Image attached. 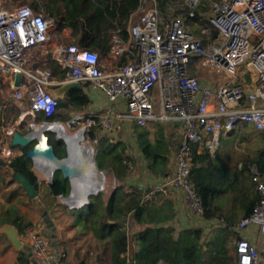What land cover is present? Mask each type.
I'll return each mask as SVG.
<instances>
[{
  "label": "built area",
  "instance_id": "obj_1",
  "mask_svg": "<svg viewBox=\"0 0 264 264\" xmlns=\"http://www.w3.org/2000/svg\"><path fill=\"white\" fill-rule=\"evenodd\" d=\"M198 3V0H189V17H193ZM208 6L209 23L217 32L216 41L210 44L188 32L183 17L164 19L154 6L142 12L136 22H129L126 39L119 30L111 33L110 59L119 63L126 58L125 64L105 72L96 52L74 45L62 49L57 63L65 74L59 85L91 82L107 102H122L128 117L140 128L148 123L179 122L183 128L182 143L174 155V173L166 178L163 186L183 193L188 214L196 220L189 227L210 229L212 224L202 219L200 201L190 183L193 151L195 147L198 152L216 151L221 136L233 134L240 124L251 125L255 131L264 133V0H209ZM53 27L52 19L26 5L13 9L0 6V73L12 90L10 98L17 102L27 98L32 114L46 117L54 116L59 109V101L45 91L47 87L53 88V76L47 69L29 68L26 54L47 43ZM194 60L200 67L222 72L229 79L235 78L244 66L252 79L247 84L221 86L215 99L213 93L190 74ZM16 73L21 74V82L18 88H13ZM156 88L158 106L152 96ZM244 101L249 103L248 110L242 108ZM71 124L77 126L83 139L86 134L87 140L89 129L96 126L89 117H76ZM31 126L43 129L63 127L58 122H33ZM113 126L111 118L103 122L107 131ZM87 140L84 139L86 144ZM88 147L91 149L90 145ZM67 156L69 158V149ZM35 170L47 184L52 182L50 172ZM252 182L259 201L236 231L252 228L262 241L253 242L240 237L236 242L233 264H264V176L253 171ZM163 186L146 193L143 200L151 201ZM70 192L73 195V183ZM98 192L88 195V199ZM88 204L89 201L84 199L79 205ZM27 235L36 261L50 264L54 254L48 241L31 230Z\"/></svg>",
  "mask_w": 264,
  "mask_h": 264
},
{
  "label": "trees",
  "instance_id": "obj_2",
  "mask_svg": "<svg viewBox=\"0 0 264 264\" xmlns=\"http://www.w3.org/2000/svg\"><path fill=\"white\" fill-rule=\"evenodd\" d=\"M144 1L146 0H25L23 5L32 8L36 13L42 11L45 17L52 19L56 34L69 28L73 43L77 46L102 49L106 42L110 41L113 31L103 32L90 26H106L104 20L107 18L103 16V12H108V18L111 12L114 24L107 21V26L121 27L118 30L126 39L129 21L133 15L135 18ZM153 1L164 19L168 16L169 8L176 2ZM204 10V7L195 9L193 17H189L188 8L178 14L185 19L188 31L201 34L202 30H206L208 34L200 36L204 38L205 44H210L216 41L217 32L203 16ZM107 49L109 50L110 46ZM125 63L126 58H123L120 65ZM47 67L57 81H64L65 74L56 62H48ZM6 88L7 94L2 95L1 102L3 104L6 100L9 108L7 120L13 123L16 117H12V111L17 110L19 113L21 109L17 103L9 101L12 90L9 84ZM89 103L83 87H79L65 94L64 99L59 101V108L67 113L75 112L86 116ZM55 118L36 114V121L54 123ZM70 118L71 115L67 114L59 117L63 122ZM96 122V126L89 129V138L102 144L101 150L94 156L96 165L99 166L97 168L100 171H111L115 179L123 185L114 188L108 196L102 193L90 196L89 204L80 209L62 207V210L67 212L69 227L76 241H87L84 244L86 250L84 251L83 246L74 250L73 260L67 264H233L236 242L239 240L236 229L244 218L252 214L259 201L255 184L252 182V173L257 171L264 176V133L253 128L238 131L242 135V141L250 142L242 152L238 164H234L230 157L224 158L218 154L212 156L207 150L198 152L197 148H194L190 183L199 198L202 219L210 223L217 221L219 224L218 230L212 233L213 236L211 233L207 236L203 227L177 230L176 227L169 226L168 223L175 217V211L171 200L161 193H156L151 201L143 200L148 189L128 182L133 158L130 157L127 145L123 142H107V138L100 134V121L97 119ZM246 131H249V134L245 135ZM136 134L142 162H147L146 169L161 175L158 162H166V158L161 154L170 153V148L165 143V133L158 132L154 142L147 139V132L137 131ZM234 135L229 134L228 137L234 138ZM50 139L49 144L56 156L60 159L66 158L63 142ZM25 151L20 149V154L9 165L8 175L3 176L9 179L6 185H11L15 183L14 175H23L38 191L43 184L31 170L32 163L26 158ZM143 164L138 168L144 167ZM70 190L69 180L64 179L60 172L54 173L52 182L44 185V193L52 202L61 196L68 197ZM11 213L15 214L14 207L8 208L3 215L9 216ZM22 222L16 212L11 224L19 233L29 230L32 226L31 223L22 225ZM46 236L50 238L47 233ZM63 262H66L64 257Z\"/></svg>",
  "mask_w": 264,
  "mask_h": 264
},
{
  "label": "crops",
  "instance_id": "obj_3",
  "mask_svg": "<svg viewBox=\"0 0 264 264\" xmlns=\"http://www.w3.org/2000/svg\"><path fill=\"white\" fill-rule=\"evenodd\" d=\"M110 11L111 9L109 8V12ZM39 13H42L43 15H45L42 11ZM107 13L108 12H105V13L103 12V16L107 18V20L106 19L104 20V24L106 26H90V28L100 29V30H103V32H112L118 29L120 30L121 27L119 26H107V21H109V23L111 24H114L113 18L111 16L112 13L110 12L109 18H108ZM209 16H210V9H209ZM133 17L134 15L132 16V19L130 21L134 19ZM54 29L55 27H53L51 31L49 32V41L47 43H45L41 48L32 49L29 52H27L26 54L27 64L29 68L36 67L39 69H45L43 67L48 62L53 61L57 63V59L61 56V51L63 48L67 46H73V45L77 46L75 43H73L74 39L70 36L71 30L69 28H65L61 33H58V34L54 32ZM192 34L199 36L197 33H192ZM201 35H204V36L207 35V31L202 30ZM199 37L204 39L202 36H199ZM109 46H110V41L106 42V45L102 49H98L95 47L94 48L93 47H83L82 48L79 46L77 47L80 49L96 52L101 59V62L103 64V69L105 70V72H111L117 65H120V62L116 63L110 59V55H109L110 49L109 50L107 49L109 48ZM202 69L203 67H200L198 62L195 61L191 64L190 74L197 77L200 85L204 88L209 89L213 93L215 99H216V92L221 86L233 85L232 81L234 78L229 79L226 76H224L226 79H224L222 82H218L214 80L212 73L211 75H206V72ZM208 71L213 72L214 70H208ZM214 72L216 74L220 73L216 71ZM209 77L211 79L206 80ZM249 82L242 81V84H247ZM52 83L54 84L53 85L54 87V86H58L60 82L57 81L53 77ZM7 84H9L7 79L0 73V229L4 225H10L14 227L11 224V222L15 218L16 212H17V215L23 221L22 225L26 223H31V224L33 223L32 222V220L34 219L33 215H29L27 216V218L24 217L25 212H24V206L22 203V192L24 190L21 188V186L16 181L15 183H12L11 185H6L9 179H5L3 175H8L7 170L9 168L10 163L15 159L17 155H19L15 148H12L10 145H8L11 134L15 131L19 132L20 134L27 133L30 129V124L32 122H38V123L45 122L46 123V121H36V115L32 114L31 106L28 109L21 110L19 113H17V110L12 111V117H16V120L13 123L7 120L8 118L7 111H9V108L7 106L6 100H5V103L3 104L1 102L2 95L5 96L7 94V88H6ZM80 87H83L84 93L88 96L90 100V103L88 106V114L85 116L83 114H79L75 112L67 113V111H65L64 109L59 108L57 113L54 115L56 117L54 122H58L62 124L63 121L60 120L59 117H63L66 114L71 115V118L70 120H67L64 122L73 121L76 117H81V118L89 117L93 119L96 124H97L96 122L97 119L100 121L101 129H102V133L100 134L105 136L107 138V142L109 143H112V144L117 143V142L125 143L127 139L129 140L131 138V135L133 136L135 135L136 140H137L136 133L137 131L138 132L143 131V128L138 127L136 123L128 117L126 108L122 102H117L114 104L107 102L105 97L100 92H98L97 90L93 88L91 82H87L83 85H80ZM152 96L154 98V103L158 106L159 92L157 88L152 91ZM9 101H10V98H9ZM11 103H17V106L19 104V102L17 101H14ZM242 108L248 110L250 108L249 103L247 101H244L242 104ZM104 112L106 115L102 119L104 118L106 119V117L111 118L112 120L113 118L117 119V122L115 121L113 122L114 124L113 128L114 129L115 127L118 128L113 138H111L113 134H107L113 131L111 130L107 131L103 128V123H102L103 120L101 119V115ZM119 116H122V117L119 118ZM150 124L152 126L153 124L164 126V129H165L164 133H165V139H166L165 143L170 148V152L171 150L176 152V150L182 143V136H183V128L180 126L179 122L165 121V122L148 123L147 125L149 126ZM251 128H253L251 125L240 124L237 126L235 132L232 135H234L236 131H240L241 129L248 130ZM228 136L229 134L227 135V137ZM88 137H89V133H88ZM65 150H66V147H65ZM66 155H67V151H66ZM32 166H33V169H35V166L33 164ZM103 171H101L102 174L105 173V171L104 172ZM111 174H112V178L116 180L114 177V174L112 172ZM107 175H109V172ZM148 179H149L148 187L144 188V189H148L147 193H149L155 187L163 186V184L166 181V178L162 179V176L157 175L155 173H151V175L148 176ZM114 188L116 187H113L112 190ZM157 193H161L165 198L171 200L172 202V206L175 211V217L170 223H168L169 226L172 225L176 227L177 230H180V229L189 227V224L195 223L196 220L194 218H191L188 214L187 207L184 202L183 193H181L179 190L173 187H170V186H163L162 191L157 192ZM10 207L15 208V214L11 213L9 216H4L3 215L4 212ZM35 217L38 219V215ZM4 221H6V223H4ZM211 224L212 226H214L213 228L215 229V231L218 230L219 224L217 223V221H213ZM46 227H49L48 224H46ZM14 228L17 230L16 227ZM27 232L28 230L22 231V233H19L18 231V240L21 242V247L19 250L14 248V246L11 244V242L9 241L6 235L0 233V264H40L39 262L36 261L33 255L31 241L29 239V236L27 235ZM237 237H239V239L240 237H242V238L248 239L253 242L262 241V237L257 235L255 230L252 228L243 229V230H240V232L237 231ZM49 239H51V236ZM49 244L51 245V248L54 254V260L51 261L50 264H67V262L68 263L72 262L73 250H71L68 247H64V245L61 244L60 241L54 240L53 238ZM63 257L66 259L65 263L63 262ZM235 261H236V254H235Z\"/></svg>",
  "mask_w": 264,
  "mask_h": 264
},
{
  "label": "rangeland",
  "instance_id": "obj_4",
  "mask_svg": "<svg viewBox=\"0 0 264 264\" xmlns=\"http://www.w3.org/2000/svg\"><path fill=\"white\" fill-rule=\"evenodd\" d=\"M24 1L25 0H0V6H2L5 9H13L17 6L25 4ZM198 2L199 3H198V6L196 9L198 10L200 7H204L205 10L203 12V16H205L208 19V17H209V7H208L209 0H198ZM188 5H189V0H176V2L169 8L168 16L166 17V19L169 20V19L174 18V17L182 16L181 14H178V13L184 12L185 9L188 8ZM153 6H154L153 0H146L144 2V4L142 5L141 11H139L135 15L133 22H136L138 20V18L142 15V12L149 10ZM176 13H177V15H176ZM208 21H209V19H208ZM198 35L200 36L201 34H198ZM193 62H195V60ZM43 68L51 71L50 68L47 67V64ZM202 70H204L206 72V75H211V73H212V76H213L215 81L222 82L224 79H226L224 77L225 75L222 72L219 74H216L214 71L213 72L208 71V70H211L208 68H203ZM210 79L211 78L209 77L206 80H210ZM250 79H252V75L250 74V72H248L246 70V67L243 66L238 71V74L235 76V78L233 79L232 82H233V84H242V81L249 82ZM30 106H31L30 100H28L27 98L20 101L18 104V107L21 110L28 109ZM105 115L106 114L104 112L101 115V119ZM106 119H107V117H106ZM106 119L105 118L102 119L103 120L102 123ZM112 121L117 122V119L113 118ZM35 123L38 124V122H35ZM61 125L71 135H76L78 133L77 132L78 131L77 126L72 125L71 121L62 122ZM68 125L70 127H68ZM150 125L149 126L147 125L145 128H143V131L145 133L147 132V134H148L147 139L150 142H154L156 139V134L158 132H161V131L165 132V129H164V126H161V125H157V124H153V126L152 125L150 126ZM113 129H111V131H113V132L107 133V134H113L111 136V138H113L114 134L118 130V128H116V127L114 130ZM105 130H107V129H105ZM75 132H77V133H75ZM236 132L237 133L234 135V138H230L227 136H221L217 150L214 152H211V155L214 156V155L218 154V156H222L224 158L230 157L234 164H238L240 159H241L242 152L245 150L246 146L250 145V142L242 141V139H241L242 135L238 131H236ZM101 133H102V129H101ZM247 134H249V131L245 132V135H247ZM56 136H57V134L55 132L47 131L42 138L44 139L45 142H46V140H48V142H49V140H51L50 138H52V140H55ZM84 139L87 140L86 134H85ZM60 141H62V140H60ZM87 141H88V144H86L83 140L81 142V145H90L91 149H92L91 153H92V156L94 158L96 152L101 150L102 144L98 143V142L95 143L94 140H91L90 138ZM125 144L127 145V148L130 151L129 152L131 155L130 157L133 158L132 163L130 162L132 164V169H131V173H130V177L128 179V182L138 186L139 188H147L148 182H149L148 176L151 175V172H149L146 169L147 162L144 161V164L142 162L143 157L140 154V150L138 148V142L136 140V136L131 135V138L129 140L127 139L125 141ZM15 149L17 150V153L20 154V148H15ZM232 150L234 151V153H232ZM161 155H163L166 158V162H161V161L158 162L160 164L159 165V169H160V173H161L160 176H162V179H165L167 177L172 176L174 173V155H175V152L171 150V152L169 154L165 155L162 153ZM213 163L215 164L216 162L213 161ZM141 164H143V166L145 168L142 167L143 169L142 168L139 169L138 167H139V165L141 167L142 166ZM97 167H99V166L97 165ZM31 170L34 172V174L36 173L35 174L36 177L38 178L39 182L42 183L43 185L40 186L39 190L37 191L38 192L37 196L33 199H30L27 196L25 191L22 192V203H23L24 212H25L24 217L27 218V216H29V215H33V217H34L33 220L31 219L33 223L31 224L32 226L29 228V230L34 231L35 233L42 235L48 241V243H50V241L53 238L54 240L60 241L61 244L68 245V247L71 248V250H73V251L76 250L77 248H80V246H83L84 247L83 249L85 251L86 247L84 244H86L87 241H85L84 243H83V240H81V239H79V241H76L75 235L73 234V232L70 230V227H69L70 220L67 217V212L62 210V207L70 209L69 206L65 205V203L63 202V200L60 197H58L56 200H54L52 202L51 198L48 197L44 193V185L47 184L45 181V178L40 176L37 173V171L35 169H33V166L31 168ZM104 171H105V173H103V184H102V187H104V188L100 192H98L102 188L101 187L97 192L102 193L105 196H108L112 192L113 187L121 186L123 184L121 182H118L117 180H114L112 178V174L110 171H108L107 169H104ZM108 172H109V175H107ZM164 174H165V177H164ZM101 181H102V178H101ZM70 189H71V184H70ZM74 192H76V191L74 190ZM75 203H76V201H75ZM77 205H79V204H77ZM37 215H38V219L35 217ZM47 221H49V222L47 223ZM46 224H48V225L50 224L49 227H46ZM213 227L214 226H211L210 229L203 227L204 232H205L204 234L207 235V234L211 233V236H213L212 233L215 231V229ZM46 233L50 234L51 239H49L46 236ZM84 240H86V238H84Z\"/></svg>",
  "mask_w": 264,
  "mask_h": 264
},
{
  "label": "water",
  "instance_id": "obj_5",
  "mask_svg": "<svg viewBox=\"0 0 264 264\" xmlns=\"http://www.w3.org/2000/svg\"><path fill=\"white\" fill-rule=\"evenodd\" d=\"M21 82V74L16 73L14 76L13 81V88H18ZM80 84L76 82H69L60 84L57 88H45V91L55 100L62 101L65 97V94L74 88H79ZM11 102H14L12 98H10ZM53 132L49 128H45L40 132V136L43 137L45 133ZM62 140L66 151L67 143L59 138L58 136L55 137V141ZM10 146L12 148H20L25 149V156L26 158L31 161V163L35 166V168L43 169L44 171L50 172L53 176L54 173L60 172L64 179H68L70 184H72L73 179L81 174H84L86 171V166H78V165H70L67 162L68 156L66 158L60 159L56 156L53 147L49 144L48 140L46 142H41L39 136L35 133L34 128L31 126L29 131L26 134H20L19 132L15 131L11 134L10 137ZM90 169L93 171L102 174L100 170H98L95 159L91 154V162L89 164ZM15 181L21 186V188L26 192L27 196L30 199H33L37 196L38 192L34 188L33 185L23 176L20 174L14 175ZM72 193L70 192L68 197L61 196L60 198L63 200L65 205L69 206L70 209H80L82 205H70L65 201L71 199ZM85 199H88V195L85 196ZM0 233L7 236L11 244L14 246L15 249L19 250L21 247V242L18 240V231L10 226L4 225L0 229Z\"/></svg>",
  "mask_w": 264,
  "mask_h": 264
},
{
  "label": "bare ground",
  "instance_id": "obj_6",
  "mask_svg": "<svg viewBox=\"0 0 264 264\" xmlns=\"http://www.w3.org/2000/svg\"><path fill=\"white\" fill-rule=\"evenodd\" d=\"M42 130V127H34V131L39 136L40 141L44 142V139L40 136ZM51 131L55 132L59 138L67 143L69 149L68 164L86 166L85 173L73 179V195L71 199L66 201L70 205L80 204L84 201L86 195L94 194L102 187L103 176L90 169L91 149L88 145H81V142L84 140L81 132L71 135L64 127H53Z\"/></svg>",
  "mask_w": 264,
  "mask_h": 264
}]
</instances>
